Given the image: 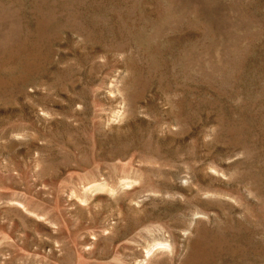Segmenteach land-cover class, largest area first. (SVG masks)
I'll return each instance as SVG.
<instances>
[{"label":"rangeland","instance_id":"1","mask_svg":"<svg viewBox=\"0 0 264 264\" xmlns=\"http://www.w3.org/2000/svg\"><path fill=\"white\" fill-rule=\"evenodd\" d=\"M0 264H264V0H0Z\"/></svg>","mask_w":264,"mask_h":264}]
</instances>
